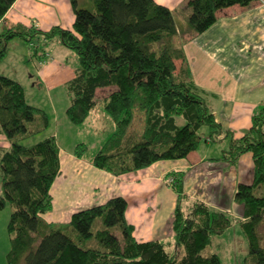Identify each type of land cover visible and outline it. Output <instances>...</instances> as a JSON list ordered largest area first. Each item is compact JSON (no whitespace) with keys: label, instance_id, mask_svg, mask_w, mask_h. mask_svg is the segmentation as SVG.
I'll list each match as a JSON object with an SVG mask.
<instances>
[{"label":"trees","instance_id":"1","mask_svg":"<svg viewBox=\"0 0 264 264\" xmlns=\"http://www.w3.org/2000/svg\"><path fill=\"white\" fill-rule=\"evenodd\" d=\"M71 1L73 28L3 25L0 60L16 37L31 45L33 56L42 58L41 64L46 60V53L40 51L43 40L57 38L74 50L79 65L65 87L70 96L67 115L75 124L83 123L97 107L99 89L113 88L104 99V108L115 121L116 131L93 159L97 167L112 174L188 158L201 145L205 125L209 140L230 138L223 156L227 161L236 162L244 153H252L257 164L254 181L239 183L236 200L244 207L239 222L250 243L247 264H264L260 232L264 194L255 191L264 187V102L250 129L236 138L217 120L208 101L211 93L195 82L183 48L185 37L192 39L209 29L220 10L236 4L247 7L256 0H188L192 13L188 25L181 29L174 10L157 0ZM15 2L0 0V20ZM177 59L182 60L179 68ZM137 107L145 113L144 130L129 134ZM49 125L48 113L27 101L25 85L0 73V134L10 142L9 147L0 146V210L9 202L13 206L8 226L12 235L9 264H223L218 253L206 254L205 250L234 219L190 198L184 189V170L166 174L177 193L175 254L169 249L170 242L137 238L135 225L127 219L128 199L122 195L76 211L64 225L49 222L44 215L53 208L52 187L62 170L61 147L55 135L33 144L22 142ZM87 148L81 143L75 152L82 156ZM97 218H101L102 227L94 232ZM93 236L99 245L87 247L85 242Z\"/></svg>","mask_w":264,"mask_h":264},{"label":"crops","instance_id":"2","mask_svg":"<svg viewBox=\"0 0 264 264\" xmlns=\"http://www.w3.org/2000/svg\"><path fill=\"white\" fill-rule=\"evenodd\" d=\"M157 1L171 9L176 8L175 0ZM74 22L75 12L71 0H16L0 20V29L3 25L15 24L35 26L41 30H50L54 26L73 28ZM17 38L26 41L22 37L13 40ZM43 42L44 47L40 51L49 54V57H44L46 62L41 64L42 58L37 55L40 66L56 60L54 53L49 50L52 43L57 45L58 52H65L67 55L70 53L57 38ZM183 48L195 82L211 93L208 101L217 120L236 138L242 137L252 126L253 116L264 102V0H256L247 7L236 4L220 10L217 22L209 29L195 38L185 37ZM30 50L33 55L32 48ZM228 140L230 141L229 137L222 142ZM216 143L219 142H213L207 137V144L199 146L188 158L163 160L155 165L169 163L161 175L172 170H184V184L193 190L186 191L190 198L202 200L213 209L223 210L234 219L225 207L200 191L201 188L208 192L210 190L213 196L220 193L222 170L228 164L223 158L225 148L223 152L213 150V144ZM84 155H77L75 150L64 152V155L61 152V174L52 187L53 208L44 215L55 226L69 222L76 211L106 203L114 196L122 195L128 199L129 194H136L143 187L153 191L154 187L150 182L143 184L138 179L129 178L134 171L117 176L97 167L93 161L84 160ZM118 178H121L122 183L114 184L113 181ZM150 178L151 173L145 172L144 179ZM232 181L237 185L234 194V200L237 201L239 183H252L254 180ZM144 212L145 210L142 214ZM234 215L243 219L244 207L241 213ZM127 219L135 225V234L140 240L161 239L171 242L174 238L173 215L165 223L158 221L157 217L156 220H148L145 224L148 233L143 237L138 235L140 224L134 218L129 219L128 212Z\"/></svg>","mask_w":264,"mask_h":264},{"label":"rangeland","instance_id":"3","mask_svg":"<svg viewBox=\"0 0 264 264\" xmlns=\"http://www.w3.org/2000/svg\"><path fill=\"white\" fill-rule=\"evenodd\" d=\"M175 1L176 8L173 10L176 24L180 29L188 25L192 8L189 7L188 0ZM180 39H177V42H180ZM15 40L12 39L10 41L7 54L0 60V73L17 80L19 79L26 87L27 101L44 109L50 118L48 128L32 138L24 139L22 142L24 144H33L41 139L55 135L63 155L64 152L76 151L79 144L86 143L88 148L84 151L83 159L92 162L96 154L110 141L116 131L115 121L104 108V99L111 93L113 88L105 87L99 89V103L95 108L96 110L91 111L83 123L75 124L70 121L67 115L70 96L65 87V81L76 72V68L79 65L77 53L68 47H65V49L70 52L69 55L65 52H58L57 45L52 43V45H49V50L54 53L56 60L40 66L36 57L32 55L28 43L19 38ZM176 62L179 68L182 65V60L177 59ZM134 112V118L128 127V133L141 134L145 126V113L138 107ZM208 129L206 125L201 129L203 138L200 146L207 144ZM229 143L230 141L228 140L213 144V150L223 152L224 148H229ZM0 146H10V142L4 134H0ZM251 154L250 152L244 153L240 157L241 159L239 158L236 162L224 159L228 165L225 163L227 168L222 170V185L219 187L220 193L218 196H213L210 190L208 192L204 188L200 189L201 193L215 199L213 200L214 202L223 208L225 207L224 209L232 213L234 217L233 224L223 234L216 235L213 238L212 245L205 250L206 254L218 253L223 264H247V258L250 253L249 240L241 227L240 219L234 215L243 211V204L234 200L237 185L233 183L232 179L234 181L240 179L254 180L257 164ZM168 164L163 162L155 165L154 163V165L136 170L129 175L130 179H138L143 184L150 182L152 187H154L152 192L147 187H143L142 190H138L136 194H129L128 197V218H134L140 224L138 229L139 237H143L148 233L145 226L148 220H156L157 217L158 221L165 223L174 213L177 193L168 183L166 174L161 175L164 167ZM145 172L151 173L152 178L144 179ZM141 173L142 176H140ZM113 183L120 184L122 180L118 178ZM184 187L185 191L193 192L191 187L187 188L186 185ZM255 191L258 195H262L264 194V187L260 186ZM143 210H145L144 214H142ZM12 211L13 206L10 202L4 209L0 210V264H9L7 254L11 248L12 235L8 226ZM100 227H102V220L97 218L93 225V231L95 232ZM260 232L262 235L261 242L264 244V225ZM85 245L87 247H97L99 243L93 236L85 242ZM169 249L173 254L178 251V245L174 238L169 244Z\"/></svg>","mask_w":264,"mask_h":264},{"label":"built area","instance_id":"4","mask_svg":"<svg viewBox=\"0 0 264 264\" xmlns=\"http://www.w3.org/2000/svg\"><path fill=\"white\" fill-rule=\"evenodd\" d=\"M45 56H46V59H47V56L49 57V54L46 53ZM44 62H46V60H44Z\"/></svg>","mask_w":264,"mask_h":264}]
</instances>
